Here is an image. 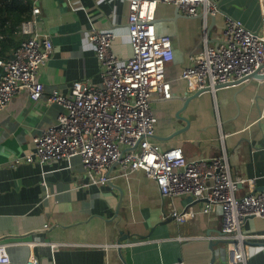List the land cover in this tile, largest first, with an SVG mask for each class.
<instances>
[{
	"label": "crops",
	"instance_id": "0c3cea01",
	"mask_svg": "<svg viewBox=\"0 0 264 264\" xmlns=\"http://www.w3.org/2000/svg\"><path fill=\"white\" fill-rule=\"evenodd\" d=\"M214 2L220 10L216 16L187 17L179 11L182 16L177 19H171L176 7L158 5L156 30L159 36L171 37L174 58L165 69L172 97L153 102L157 122L152 139L162 150L181 147L188 160L226 152L233 178L241 180L237 191L241 197L264 191V120L260 119L264 79L205 92L182 113L189 128L171 140H159L186 126L176 118L182 99L190 95L182 71L203 49L205 39L211 44L219 40L225 17L264 32L260 0ZM34 4L40 10L35 31L48 33L54 45L39 74L46 96L56 90L68 94L76 80L103 84L96 50L88 39L93 25L115 34L112 49L118 57L131 56L129 0H33ZM61 111L46 99H30L27 92L0 110V243L10 257V262L0 264H25L32 255L40 264L227 263L230 242L221 237V208L203 213L204 199L164 198L143 171L124 175L114 167L111 180L124 193L120 227L127 233L118 243L115 210L120 192L108 183H91L79 157L43 165L13 164L34 152V139L55 123ZM169 207L191 209L196 216L179 224L169 215ZM241 230L251 237L245 241L248 264H264V218H246ZM51 243L60 244L53 250Z\"/></svg>",
	"mask_w": 264,
	"mask_h": 264
},
{
	"label": "built area",
	"instance_id": "2783aa9c",
	"mask_svg": "<svg viewBox=\"0 0 264 264\" xmlns=\"http://www.w3.org/2000/svg\"><path fill=\"white\" fill-rule=\"evenodd\" d=\"M260 1L264 16V0ZM160 3L173 5L191 17L216 16L220 12L214 0H129L131 56L118 57L112 49L115 34L93 25L88 39L95 47L103 84L76 80L68 94L56 90L48 96L39 74L54 45L48 33L35 31V16L40 10L34 4L32 17L18 30L19 35H25L20 46L8 56H0V110L16 95L27 92L30 99H46L62 111L55 123L34 139V152L18 157L13 164L43 165L79 157L90 182L100 185L108 183L107 172L116 163L124 175L143 171L155 181L164 198L189 195L204 199L203 213L219 206L221 237L230 242L226 264H248L245 241L251 237H246L241 228L250 216L264 218V191L237 195L241 180L233 178L226 152L188 160L181 147L162 150L152 139L157 122L153 102L157 97H172L165 69L174 58L173 42L171 37L157 33ZM79 9L74 7L75 11ZM258 69L264 75V32L252 31L240 20L226 16L219 40L211 44L205 39L203 49L183 69L182 78L193 94L204 89L216 91L217 86L241 81ZM260 119L264 120V107ZM168 211L179 224L196 216L191 209L177 211L169 207ZM59 244L51 243V249ZM8 262L6 245L0 243V263ZM25 264L40 263L32 255Z\"/></svg>",
	"mask_w": 264,
	"mask_h": 264
},
{
	"label": "trees",
	"instance_id": "16d2710c",
	"mask_svg": "<svg viewBox=\"0 0 264 264\" xmlns=\"http://www.w3.org/2000/svg\"><path fill=\"white\" fill-rule=\"evenodd\" d=\"M32 11L33 0H0V56H8L20 46L19 27L32 17Z\"/></svg>",
	"mask_w": 264,
	"mask_h": 264
},
{
	"label": "water",
	"instance_id": "95a60500",
	"mask_svg": "<svg viewBox=\"0 0 264 264\" xmlns=\"http://www.w3.org/2000/svg\"><path fill=\"white\" fill-rule=\"evenodd\" d=\"M182 16V14H180L179 10L176 9L175 12H174V15L171 19H177L178 17ZM187 17H191V16H188L186 15ZM199 17H204L202 14L198 15ZM210 16V15H209ZM264 79V75L260 73V70L258 69L257 71H255L253 74L247 76L245 79L241 80V81H237L235 83H230V84H227V85H219L217 86V89H220V88H224V87H228V86H233V85H238L242 82H244L245 80H249V79ZM208 91H211L210 89H204V90H198L196 91L195 93L193 94H190L189 96L185 97L182 99V107L177 111L176 113V118L178 119H182L185 123H186V126L185 127H182L181 129L179 130H176L174 131L173 133H171L169 136L167 137H161V139L159 140H162V141H168V140H171L173 137L177 136L178 134L180 133H184L188 128H189V125H190V121L183 117L182 116V113L186 110L188 104L197 99L198 97H200L202 94H204L205 92H208ZM134 150V148H133ZM118 164H114L112 165L108 172H107V177L109 178L108 180V184L115 187L116 189L119 190L120 192V197H119V201H118V204H117V207H116V210H115V218H118L117 222H116V229H117V235H118V243H121L124 239H126V235L127 233H124L125 230L123 228L120 227V222H121V214H120V208H121V205H122V202H123V198H124V193L123 191L114 185V183L112 182L111 180V174H112V169L114 167H117ZM126 234V235H125ZM130 236V235H128Z\"/></svg>",
	"mask_w": 264,
	"mask_h": 264
},
{
	"label": "rangeland",
	"instance_id": "374dc122",
	"mask_svg": "<svg viewBox=\"0 0 264 264\" xmlns=\"http://www.w3.org/2000/svg\"><path fill=\"white\" fill-rule=\"evenodd\" d=\"M173 51H174V49H173Z\"/></svg>",
	"mask_w": 264,
	"mask_h": 264
}]
</instances>
